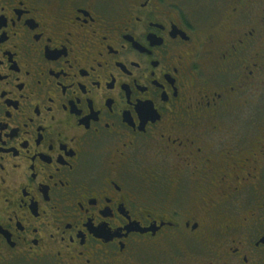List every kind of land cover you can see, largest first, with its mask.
Returning <instances> with one entry per match:
<instances>
[{"label": "flooded vegetation", "instance_id": "1", "mask_svg": "<svg viewBox=\"0 0 264 264\" xmlns=\"http://www.w3.org/2000/svg\"><path fill=\"white\" fill-rule=\"evenodd\" d=\"M0 264H264V0H0Z\"/></svg>", "mask_w": 264, "mask_h": 264}]
</instances>
